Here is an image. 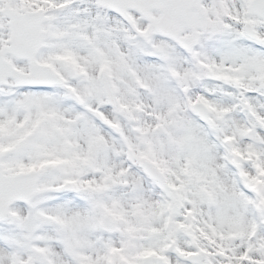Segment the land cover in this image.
<instances>
[{"label":"snow or ice","instance_id":"6c2138e0","mask_svg":"<svg viewBox=\"0 0 264 264\" xmlns=\"http://www.w3.org/2000/svg\"><path fill=\"white\" fill-rule=\"evenodd\" d=\"M0 264H264V0H0Z\"/></svg>","mask_w":264,"mask_h":264}]
</instances>
